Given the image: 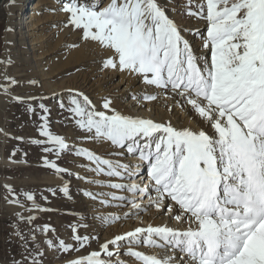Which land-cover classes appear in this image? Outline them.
<instances>
[{"label": "snow or ice", "instance_id": "1", "mask_svg": "<svg viewBox=\"0 0 264 264\" xmlns=\"http://www.w3.org/2000/svg\"><path fill=\"white\" fill-rule=\"evenodd\" d=\"M51 11L62 13L61 30L76 36L69 52L86 47L100 72L140 85L128 89L136 110L118 109L112 93L97 104L79 89H65L67 103L61 100L59 108L70 113L79 139L105 148L101 153L52 131L50 108L39 103L37 113L29 103L46 97L14 94L21 81L8 73L10 59L0 60V94L38 117V136L27 142L59 180L45 191L71 201L65 177L107 188L82 190L91 201L121 209L94 218L109 229L136 223L102 236L82 216L68 225L67 239L46 223L31 230L34 249L17 231L29 255L11 264H44L48 250L62 254V264H264V0H60ZM177 17L203 22L204 31ZM190 37H199L204 53ZM0 135L25 141L3 128ZM19 151L12 150L10 162L27 163L12 159ZM66 155L88 163L61 166ZM4 188L8 204L30 213H15L21 221L32 224L31 213L57 211L43 207L34 191ZM37 231L45 249L36 243ZM151 248L158 251H145Z\"/></svg>", "mask_w": 264, "mask_h": 264}, {"label": "bare ground", "instance_id": "2", "mask_svg": "<svg viewBox=\"0 0 264 264\" xmlns=\"http://www.w3.org/2000/svg\"><path fill=\"white\" fill-rule=\"evenodd\" d=\"M15 2H21V5L27 6L28 10H25V16L23 20L20 18V21H23V25H25L26 28V33H24V35L27 34V36H25L24 43H29V51L24 50L22 45H19L16 48L17 50L15 49V35L12 22L13 16L8 15V17H10L8 29L10 28L12 31H7L6 33V50L2 60L8 61L10 59L12 61L14 67L8 66L7 71L11 76H16L17 79L21 81V86L15 87V92L13 91L15 95L25 97L36 96L38 98L43 96L51 100L59 98V102L63 100L67 103L68 93L65 89L76 88L89 95L97 104L100 103V97L102 95L112 93L115 96V104L118 109L125 112L136 110L133 106L134 102L128 98L129 88L140 87L136 81H129L125 84L124 79L119 74H113L107 71L100 72L99 64L93 62V54L86 47H81L71 52L67 50L66 45L76 40V36L71 34L68 30L62 31L61 27L64 15L58 11H51L53 7H58L60 0H15ZM12 4L11 0H0V21L5 17L6 10H10V5ZM189 26L198 27L201 32L204 30H202L203 22L191 20ZM199 44L200 40H198L195 45L199 46ZM200 49L199 53H204L205 50L202 48ZM3 70L4 65H0V71ZM29 79L39 80L42 87L40 85H28L27 80ZM53 93L57 95H53ZM10 102H12V100H10L9 97L0 94V108H3ZM72 125L71 130L64 135L72 138L77 146L93 148L101 153L106 151L105 148H100L99 145L93 144L91 141L80 140V130L76 128L74 121ZM33 129H36L35 124H33ZM120 159L124 160L125 158L120 157ZM87 163L88 162L83 158L77 159L70 164V168H78L80 164ZM16 164L17 163H12L10 160H7L5 156L0 157V165L8 166ZM78 170L82 176H89V178H92L91 173L83 169ZM47 173L50 172L47 171ZM96 178L107 179V177ZM68 179L71 178L65 177V180ZM43 180L48 187H55L59 184L58 177L56 176H47ZM114 182L120 181L115 180ZM71 184H73V182ZM76 184L83 189L94 192L110 191L107 188H100L97 185L88 184L84 181L77 180ZM117 194L119 195L121 193L117 192ZM83 203L85 204V213L90 216L93 222V229L100 232L102 236H109L112 232L128 230L136 223L135 220L124 221L119 226H112L109 229L107 225H104L99 219L94 218V216L107 212L119 213L121 209L116 207H104L98 202L91 201L87 197L83 198ZM124 210L127 211L125 208ZM156 222L159 223L160 220L158 219ZM145 251L155 253L158 250L151 248L145 249Z\"/></svg>", "mask_w": 264, "mask_h": 264}, {"label": "rangeland", "instance_id": "3", "mask_svg": "<svg viewBox=\"0 0 264 264\" xmlns=\"http://www.w3.org/2000/svg\"><path fill=\"white\" fill-rule=\"evenodd\" d=\"M25 10H28L27 6L23 4L21 5V2H15L10 5V10H6L5 17L0 21V60L4 57L6 50L5 36L7 31H5V29H8L9 27L10 17H8V15L13 16L12 22L15 35V49L19 45H22L24 50L29 51V43H24L25 36H27V34L24 35V33H26V28L25 25H23V21H20V18L23 20L25 16ZM177 19L179 22L188 26L191 22V20L184 17H177ZM203 29L204 26L202 30ZM190 39H192L193 44L199 53L201 49L199 46L195 45L197 44V41L200 40L199 37H192ZM10 66L13 68L14 64L12 63ZM14 77L17 79L16 76ZM13 91L15 92V90ZM29 103L32 107L36 108L37 113L40 112L38 107L39 103H44L50 108V119L52 121L51 127L53 132L64 135L71 130L73 120L71 119L70 113L59 108V98H55L54 100L38 99L37 101H29ZM36 120H38V117L29 114L26 111L25 104L12 101L3 108H0V128L5 129L10 134V137H25V141L21 142L0 135V157L5 156L6 159L9 160L12 150L14 148H19L21 151H19L15 157H12V159L17 161H27V163H17L16 165H0V264H11L13 259L23 260L25 256L29 255L25 248L21 246L23 241L15 235L17 231H20L24 236L29 237L28 248L34 249V245L30 240L31 230L34 227L46 223L51 224L56 228L57 234L61 238L67 239L71 235L68 225L77 223L83 216L85 218L83 222L87 223L91 230L93 229V222L90 216L85 213V204L83 203L84 197L82 195L83 188L76 184L77 180L74 177L71 178V183L73 182V184H71V191L73 194V199L71 201L64 198L61 193L52 196L51 193L45 191L49 187L43 179L47 176L53 177L55 175L51 170L42 166V154L40 149L27 142L28 138H35L38 136L37 130L33 129V124ZM24 152H27L28 155L24 156ZM77 159L81 158H75L74 155H66L62 160L58 161V163H60L61 166L70 167V164ZM47 171L50 173H47ZM5 184L12 185L17 192H36V199L43 207H50L57 211L49 213H31L37 217L32 224L19 220L15 213L20 212L25 217L30 213L19 207L17 208L15 205L8 204L5 201L4 197L9 195L4 188ZM41 191L44 192V195L48 196V202L41 200L39 195ZM21 199L23 200L24 197L21 196ZM26 203L28 207H31L29 202ZM36 235V243L40 245L41 249H45L46 245L44 244V236L39 231H37ZM49 235L51 236L52 234L50 233ZM32 254L35 255L34 250ZM58 255L60 256L59 258H57ZM63 259H65V257L62 256V254H57L48 250L46 252V257L44 258V264H62ZM25 264H30V261H25Z\"/></svg>", "mask_w": 264, "mask_h": 264}]
</instances>
